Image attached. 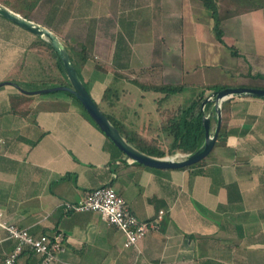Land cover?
Masks as SVG:
<instances>
[{"label": "crops", "instance_id": "crops-1", "mask_svg": "<svg viewBox=\"0 0 264 264\" xmlns=\"http://www.w3.org/2000/svg\"><path fill=\"white\" fill-rule=\"evenodd\" d=\"M185 2L187 12L174 9ZM200 3L39 0L30 19L53 31L66 48L86 44L91 56L86 63L78 61L91 96L89 86L97 75L103 74L105 89L111 81L121 86H113L119 94L106 100L105 89L98 94L100 104L93 97L100 109L158 138L151 134L155 121L147 116L157 115L161 123L159 98L165 94H131L126 83L155 64L167 65L172 45L183 41L184 19L195 18L193 31L202 26L195 11ZM263 19L264 14L248 15L247 24L255 32ZM150 29L168 38L165 54L152 39L144 41L150 47L138 48ZM39 38L49 42L0 15V209L5 219L35 235L60 232L63 250L56 264H264V97H232L225 114L229 135L215 144L204 164L186 169L138 165L115 149L75 97L64 91L25 92L70 86L54 51L33 46ZM255 41L244 47L236 39V48L251 50V59L241 83L232 86L264 88V45L261 38ZM160 146L165 149L162 141ZM100 186L114 188L140 220H152L163 210L159 228L126 248L122 232L99 212L60 206L77 203ZM5 234L0 229V236ZM13 245L0 246V264ZM37 262V255L25 252L18 264Z\"/></svg>", "mask_w": 264, "mask_h": 264}, {"label": "rangeland", "instance_id": "rangeland-1", "mask_svg": "<svg viewBox=\"0 0 264 264\" xmlns=\"http://www.w3.org/2000/svg\"><path fill=\"white\" fill-rule=\"evenodd\" d=\"M216 2L220 14L224 15V17L226 16L221 24L224 33L221 38L225 43L218 39V35L214 30L215 22L212 14L201 2L200 6L199 4L196 6L195 11L200 12L202 16L200 20L202 26L206 24L207 27L202 28V26H200V28H196V30L193 31V26L190 22H194L195 18L188 19L187 23L185 18L183 21V41L179 46L172 45L167 65L157 66L158 64H155L156 66L149 68L148 71L144 69L139 72V79L143 81L156 84H185L183 91L161 100V102H159L160 109L169 110L178 108L179 106H187L199 92L210 84H225L229 87L241 83L242 78L245 77L243 73L247 71L246 69L250 63L251 50L245 48L243 49V53H241V50L236 48V39H240L244 47H250L254 43V40H256L255 44H259V39L261 38L264 45V24L259 30H255L256 33H263L261 37L252 31L250 24H247L248 15H251V18H253L264 14V0H216ZM194 3L196 5V1H194ZM187 5V2L183 5L180 4L179 7L175 4L174 6H176V8L174 9L179 8L187 12ZM162 6L166 9L165 5L162 4ZM230 13L232 14L229 15ZM241 14L243 15L241 16ZM200 21H198L199 24ZM262 21L264 22V19ZM153 30L151 31L150 29L149 32L142 34L144 40L143 42H141V39L139 40L140 43L137 44L138 48L142 47L145 49L146 46L150 47L151 42L144 41L146 38L152 39L155 49L159 50V52L160 50H164L165 54L166 44L170 45V43H167L168 38L164 40L162 32H156L155 29ZM234 52L236 54H234ZM257 76L253 75V77L256 78ZM102 77H104L103 74L97 75L94 79L95 82L89 86L94 99L99 104L101 99L98 94H102L105 89L104 87L108 85L106 84L107 82L103 81ZM261 77L264 78V75H261ZM109 85L111 87H121L118 82L113 85L111 81ZM126 85L131 88V94L144 93L149 94V96L152 94H156L157 96L158 94H164L152 90L142 91L133 83L131 85L126 83ZM54 92L56 94L63 93L61 91ZM149 102L148 99L147 104ZM147 118L155 121L151 126L154 128L151 134L158 136V140L162 141L163 146H165L164 148L168 150L169 140L166 133L161 130L160 121L158 122L157 120L158 116L148 115ZM167 142L168 144H166ZM176 158L179 159L183 157L176 156Z\"/></svg>", "mask_w": 264, "mask_h": 264}, {"label": "trees", "instance_id": "trees-1", "mask_svg": "<svg viewBox=\"0 0 264 264\" xmlns=\"http://www.w3.org/2000/svg\"><path fill=\"white\" fill-rule=\"evenodd\" d=\"M202 4L210 10L212 17L214 19V30L218 35V39L225 43L221 38L223 30L221 28L222 20L225 19L224 15L220 14L216 0H200ZM39 0H0V3L10 7L15 12L22 14L24 17L30 19V14L35 9ZM230 13L229 15H231ZM228 17V16H227ZM44 45L54 51L55 58L57 60V64L61 70L64 72L65 67L63 61L59 54L56 52L54 47L50 42H46L39 38L38 42L33 44L34 47ZM67 49L70 53V56L73 60L74 65L76 66L78 72L80 73V63L78 58L82 60V62H87L90 58V53L87 45H67ZM234 54H236L234 52ZM99 69H104L100 66H96ZM134 84H136L141 89L147 91L152 90L155 92L164 93L165 96L163 98H159V102L161 100L166 99L167 97L174 95L178 92H181L185 88V84H156L152 82L143 81L139 78L132 80ZM86 87L87 84L85 83ZM227 87L225 84H210L207 85L204 90L199 92L191 103L187 106H179L174 109H162L160 112V116L162 117V121L160 123L161 130L166 133L169 146L168 150L162 149L160 146V141L158 138H148L144 134L138 132L135 129H130L128 126H125V123L116 119L111 118L109 115V119L111 122L117 127L120 133L125 137V139L134 145L140 151L155 157H164L167 153L176 154L177 152L192 154L196 152L203 144L205 140V126L203 124V112L201 110L202 102L209 96L211 93L220 90L222 88ZM88 88V87H87ZM67 94L76 98V96L68 91H64ZM104 99L110 97L112 94H119V91L114 87H107L104 91ZM27 97V96H26ZM27 99V98H26ZM77 99V98H76ZM78 100V99H77ZM232 98L225 100L222 104V125L218 135V139L216 144L220 142H224L228 135V120L225 116L226 111L228 110V106L231 103ZM205 114L210 115L211 117V125L213 127L217 125V113L215 110V106L213 102H209L205 108ZM115 149L122 153V151L113 144ZM216 146V145H215ZM206 158L201 160L200 162L184 167L193 168L204 164L206 162ZM138 165H142L141 163L134 162Z\"/></svg>", "mask_w": 264, "mask_h": 264}, {"label": "water", "instance_id": "water-1", "mask_svg": "<svg viewBox=\"0 0 264 264\" xmlns=\"http://www.w3.org/2000/svg\"><path fill=\"white\" fill-rule=\"evenodd\" d=\"M0 15L33 32L37 36L48 40L61 57L66 73L70 80V86L60 85L36 91L25 90V92L34 94L39 92L68 91L74 94L90 114V116L93 118V120L114 142V144L133 161L144 164L146 166L155 168H184L200 162L211 153L217 142L222 125L223 102L239 95L264 97V88L245 86H229L211 93L209 96H207V98L202 102L201 105V110L203 112V124L205 126V140L202 146L196 152L188 154L187 156H182L183 158L179 159L153 157L140 151L131 143H129L120 133L117 127L100 109V107L91 96L89 90L87 89L76 66L74 65L68 49L53 31L34 20L24 17L22 14L15 12L11 8L3 4H0ZM209 102L214 103L217 113V125L214 130L212 129L210 115L205 114V108Z\"/></svg>", "mask_w": 264, "mask_h": 264}, {"label": "built area", "instance_id": "built-area-1", "mask_svg": "<svg viewBox=\"0 0 264 264\" xmlns=\"http://www.w3.org/2000/svg\"><path fill=\"white\" fill-rule=\"evenodd\" d=\"M3 139L0 137V143ZM60 206L65 211H96L109 224L116 226L124 235V246H136L141 238L157 230L163 219L164 211L152 220H140L128 206L126 199L110 186H100L90 190L86 196L77 203L64 201ZM0 229L5 231L0 236V246L5 242H14L12 248L6 253L2 264H18L25 252L38 256L36 264H56L59 254L63 250V236L60 232L43 233L35 235L27 228H22L5 219L0 209ZM69 264H82L71 262Z\"/></svg>", "mask_w": 264, "mask_h": 264}]
</instances>
